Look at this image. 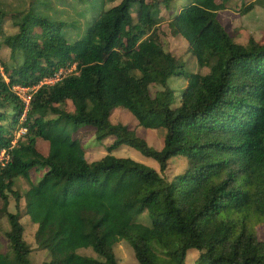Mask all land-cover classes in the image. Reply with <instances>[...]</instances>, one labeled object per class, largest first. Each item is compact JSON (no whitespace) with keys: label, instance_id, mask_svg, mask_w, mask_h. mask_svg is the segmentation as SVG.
<instances>
[{"label":"trees","instance_id":"trees-1","mask_svg":"<svg viewBox=\"0 0 264 264\" xmlns=\"http://www.w3.org/2000/svg\"><path fill=\"white\" fill-rule=\"evenodd\" d=\"M233 1L187 0L169 20L171 34L186 41L205 74L186 72L159 39V11L175 0H121L89 20L72 43L61 24L0 8V38L5 21L16 29L0 41L12 62L0 58V152L9 153L0 168L9 252L0 253V264H33L25 216L36 225L38 250L50 254L42 264H118L114 246L121 241L137 264H186L193 250L195 264H264L257 234L264 225V40L236 44L217 19L223 11L245 15L264 0ZM73 63L78 76L37 89L21 122L23 105L12 87L37 85ZM172 77L186 82L176 107ZM152 87L160 90L153 94ZM117 108L134 117L133 126L110 121ZM69 126L92 127L97 141H115L89 163L80 141L66 135ZM139 127L165 130L162 149L138 137ZM20 128L26 132L10 150ZM121 146L156 161L159 172L111 155ZM174 157L186 167L167 179L162 174ZM33 169L45 170L36 184ZM19 178L29 184L22 193ZM141 216L148 224L137 221ZM88 248L98 258L77 253Z\"/></svg>","mask_w":264,"mask_h":264},{"label":"rangeland","instance_id":"rangeland-1","mask_svg":"<svg viewBox=\"0 0 264 264\" xmlns=\"http://www.w3.org/2000/svg\"><path fill=\"white\" fill-rule=\"evenodd\" d=\"M36 3L30 4L31 0H0V8L5 11L15 12V10L27 9L31 11L34 16L44 18L49 24H61L60 32L72 43L75 40L80 39L86 29L87 22L99 14L103 10H107L112 6L118 5L121 0H116L110 3L109 0H35ZM150 2L151 0H146ZM219 1V0H217ZM255 0H234L232 3H236L240 6L248 5ZM187 0H175L174 4L169 9L161 8L158 16L159 20V39L163 41L164 47L167 51L171 52L176 58L185 63V71L190 73H207L206 69H200L190 54L187 51V43L180 37L173 36L169 28V20L174 15L181 4L186 3ZM132 17L136 18V6L133 7ZM217 19L220 24L225 28L231 39L240 45L247 44L250 37L256 40H264V7L262 5H256L253 10L245 15L235 13L233 11L219 12ZM3 40L5 35L14 34L16 29L12 27V22L5 21L2 25ZM36 37L41 38V32L37 29L34 31ZM0 58L5 60L8 65L12 62L9 58V50L2 48L0 51ZM170 89L175 91V103L172 107L178 105L179 96L184 89L186 82L179 77H172L167 81ZM160 90L158 87H152L151 92L153 94ZM112 123H121L128 126H133L134 117L127 111L117 108L114 109L110 116ZM66 135H69L72 139L77 138L82 145V148L93 149L87 156L89 161H97L106 155L107 148L110 147L115 141L114 138L109 137L103 141L96 140L95 130L92 127L80 126L75 129L73 126H69L66 130ZM136 135L144 139L149 146L156 150H160L163 147V139L165 130H147L144 128H137ZM47 143L40 141L37 145L38 149L43 153L47 151ZM114 157L129 158L136 162L146 165L147 167L159 172V165L151 158L143 156L139 151L127 147L121 146L117 150L111 153ZM186 167V160L181 157H174L169 160V165L166 171L162 174L167 179H171L173 176L181 173ZM45 170L33 169L30 172L31 182L37 183ZM16 188L20 193L24 192L28 183L20 178L16 180ZM11 210L14 211V200H10ZM23 208V202L20 204V209ZM143 224H148L144 216H141L137 220ZM21 223L24 226V240L31 248L30 259L33 264H42L45 261L50 260L49 252L45 250H38V247L34 240V234L36 231V225L30 221L28 216L21 219ZM7 231V223L5 220L0 221V253L6 254L9 252V243L5 237ZM258 239L264 240V225L259 228ZM79 255L98 258L93 251L88 249H81L77 252ZM114 254L116 256L118 264H137L134 253L127 242L121 241L114 246ZM198 252L193 250L188 253L186 258V264H195L194 261L197 258Z\"/></svg>","mask_w":264,"mask_h":264},{"label":"built area","instance_id":"built-area-1","mask_svg":"<svg viewBox=\"0 0 264 264\" xmlns=\"http://www.w3.org/2000/svg\"><path fill=\"white\" fill-rule=\"evenodd\" d=\"M78 74H79V70L77 68V64L73 63V64H68L64 67L59 68L56 72H54V74L51 77L40 80L37 85L31 86V87L13 86L12 91L19 98L21 104L23 105V112L20 118L21 122L25 120L26 113L30 107L31 95L37 89H39L43 85H47V86L54 85L69 76H78ZM25 132H26L25 128H20L14 134L11 147L9 148L10 150L15 145L19 136L23 135ZM8 160H9V153L6 150L1 151L0 152V168L4 167L5 164L8 162Z\"/></svg>","mask_w":264,"mask_h":264},{"label":"crops","instance_id":"crops-1","mask_svg":"<svg viewBox=\"0 0 264 264\" xmlns=\"http://www.w3.org/2000/svg\"><path fill=\"white\" fill-rule=\"evenodd\" d=\"M81 146H82V145H81ZM47 148H48V147H47ZM88 148H89V149H85V148H84V151H85V159L87 158L88 155L91 156L90 152L94 149V148L91 149L90 146H89ZM104 156H105V155H104ZM104 156H103V157H104ZM86 160H87V159H86ZM87 161H88L89 163L94 162V161H89V160H87ZM19 179H20V178H19ZM30 179H31V176H30ZM30 181H31V180H30ZM27 183H28V182H27ZM28 187H29V184L27 185L26 190L28 189ZM10 207H11V205L9 206V211H10V212H13V210H11Z\"/></svg>","mask_w":264,"mask_h":264}]
</instances>
